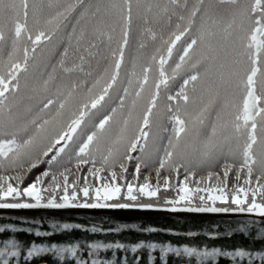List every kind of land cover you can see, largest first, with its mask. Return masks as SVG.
Here are the masks:
<instances>
[{
  "label": "snow or ice",
  "instance_id": "obj_1",
  "mask_svg": "<svg viewBox=\"0 0 264 264\" xmlns=\"http://www.w3.org/2000/svg\"><path fill=\"white\" fill-rule=\"evenodd\" d=\"M134 28L141 49L148 41L155 48L139 74L135 60L132 63L127 86L118 97L121 110L131 97L127 114L122 112L118 121V133L114 138L106 135L117 113L113 107L85 134L74 156L62 162L85 121L104 107L117 88ZM62 31L69 45L75 40L79 63L69 66L61 59V73L92 77L91 61L99 59L105 62L103 71L90 85L86 79L57 85L56 96H48L40 107L41 113L55 107L54 114L27 118L31 107L21 110V74L29 73L37 49ZM61 55L68 57V47ZM56 73L53 67L28 99L48 92ZM182 73L186 77L179 89L166 96L171 135L154 168L153 183L150 173L141 176L144 162L133 153L144 152L161 92ZM23 87L28 88L27 81ZM81 91L83 98H79ZM74 101L75 111L64 119ZM218 104L220 110L209 125ZM102 142L106 148L100 147ZM133 160L134 171L129 173ZM73 161L75 171L69 166ZM41 164L47 167L31 178ZM86 165L87 172L81 174ZM216 166L220 172L213 170ZM205 167L207 174L197 176V170ZM169 191L174 196H167ZM72 208L241 214L249 219L238 221L239 227L231 232L251 243L225 252L142 241L29 246L4 238L0 264H30L47 253L57 264H143L142 253L131 258L101 256L107 250L117 256V250L136 254L140 249L150 250L154 264L151 252L158 247L164 264L169 254L180 264H217L221 256L230 258L231 264H264V0H0V209ZM6 229L7 225L0 226V236L7 237Z\"/></svg>",
  "mask_w": 264,
  "mask_h": 264
},
{
  "label": "water",
  "instance_id": "obj_2",
  "mask_svg": "<svg viewBox=\"0 0 264 264\" xmlns=\"http://www.w3.org/2000/svg\"><path fill=\"white\" fill-rule=\"evenodd\" d=\"M249 219L243 215H193L162 211L136 210H38L30 213L13 212L0 209V226L7 225V237L20 242L38 246L50 244L67 246L70 243L87 245L93 242L125 243L134 245L138 242L157 243L160 246L172 247L197 246L198 250L211 251L213 248L221 251H234L236 246H247L251 242L239 234H232L231 228L239 227L238 221ZM81 225L80 228L64 229L63 224ZM57 226V229L53 228ZM127 226V227H126ZM93 227L100 231L92 233ZM155 228L156 232H146L140 229ZM15 229V231H13ZM31 229V234L28 233ZM112 229V231H109ZM119 229V231H115ZM162 230V231H161ZM36 232H51V236H36ZM194 233L188 236L187 233ZM259 247V245H257ZM245 250H247L245 248ZM150 250L140 249L138 253H123L117 250V256H112V250L102 251V258L117 259L127 255L129 258L143 254V264H153L149 259ZM26 255V252H25ZM156 257L154 264H164L160 260L159 247L151 252ZM217 264H231L228 257H217ZM30 264H57L52 253L34 258ZM168 264H180L179 258L169 254Z\"/></svg>",
  "mask_w": 264,
  "mask_h": 264
},
{
  "label": "rangeland",
  "instance_id": "obj_3",
  "mask_svg": "<svg viewBox=\"0 0 264 264\" xmlns=\"http://www.w3.org/2000/svg\"><path fill=\"white\" fill-rule=\"evenodd\" d=\"M169 71H171V69H169ZM121 75L123 76V73H121ZM153 75L154 74L150 73V77H152ZM182 75H186V74L182 73ZM180 78L181 77L179 76V77H177V79L175 81L170 82L169 88L167 90H162L161 98L158 101V103L160 102L159 105L162 104L164 106L157 107V109L154 110V112L157 115L154 117L153 127L151 129L150 134H149L145 150L143 153H139V152L133 153V156H137V155L141 156V159L144 162L141 165V176L150 173L153 183H155L154 168L158 165V158L163 155V148L167 144L168 136L171 135V124L167 118V116H168V114H167L168 101L166 99V96L168 93L173 94L174 92H176L179 89ZM127 80H128V78L126 77L124 81L120 80L119 83H124L127 86V82H126ZM150 82H151V79H150ZM119 83H118V85H119ZM121 89H122V87H117L115 90H113L111 93V97L106 100L104 107L101 108L98 112H96L95 115H93L90 119L85 121V124L83 125V129L79 133V135L77 136L76 141L74 143H72L71 146L69 147V149L66 150L65 154L62 155V157H61L62 162L66 161L68 159V156H70V155L74 156V153L77 149V146L84 139L85 134L88 133L89 131L93 130V125H94V123L98 122V120L101 117V113H103L105 111L110 112L111 109L113 107H115V108H117V111H120L121 113L123 112L124 115L127 114L128 107L130 106L131 97L129 99H126L125 108L123 110H121L119 107V99H118V97L121 93ZM44 94H47V93L40 94L39 97H36L34 99H31V100L28 99V96L24 98V100L22 101L21 110L23 111L25 108L31 107V112L26 113L27 118H31V117L37 116V115L43 116L45 118H49L54 114L55 107H53V110L51 113L49 111H45L43 113L40 112V107H41L42 101L48 97V96H43ZM84 94H85V92H84ZM158 103H157V105H158ZM72 106L76 107L75 104H72ZM72 106L70 105V107H72ZM70 107H69V109H67L65 111L64 119L68 118L71 111H75V108L73 110H71ZM220 107L221 106L218 104L216 107L213 108L212 115L210 116V119L208 121L209 125L215 120V114L217 111L220 110ZM117 113H119V112H117ZM120 118H121V115L115 116L113 124L108 129V132L106 134L108 137L114 138L115 135L118 133V130H119L118 121L120 120ZM164 129H168V130L164 131ZM207 131H210V127L207 129ZM202 140H203V138H202ZM100 147L102 149L106 148L107 143L102 142ZM226 150L227 149L225 147V151ZM135 163H136L135 160H133L132 162L129 163V165H128L129 173H132L134 171ZM145 163L149 166L148 168L144 167ZM69 166L73 168V171H75L74 161ZM46 167H47L46 165L41 164L37 169H34L31 178H34L35 175H39L40 172H42ZM87 167H88L87 165L82 167L81 174H85L87 172ZM207 170L208 169L206 167L198 169L197 170V176L206 175ZM213 170L220 172L219 166H216ZM221 175H222V173H221ZM182 178H183V170L181 169L180 179H182ZM233 179H234V177L232 176V174H230L229 182L231 183V181ZM175 182L179 183V180H176ZM170 194L172 196H174V193L172 191H169L167 193V196H169ZM161 195L163 196L164 193L162 192ZM172 196H169V197H172ZM74 209H84V208H74ZM3 210H13V209H3ZM35 210H46V209H35ZM56 210H60V209H56ZM61 210H67V209H61ZM86 210H136V211L169 212L167 210H164L163 208H160V209H138V208H132V209H86ZM176 213H186V214H193V215H222V214H225V213H188V212H176ZM228 214L241 215V214H233V213H228Z\"/></svg>",
  "mask_w": 264,
  "mask_h": 264
},
{
  "label": "trees",
  "instance_id": "obj_4",
  "mask_svg": "<svg viewBox=\"0 0 264 264\" xmlns=\"http://www.w3.org/2000/svg\"><path fill=\"white\" fill-rule=\"evenodd\" d=\"M64 2H71V0H64ZM189 2L194 3L195 0H189ZM78 15H79V12L73 14V17L70 18L71 23H75V17ZM70 30L71 29L69 27V29L67 31H70ZM139 43H140V41H139L138 35L136 33V30L134 28V38L132 41H130V45H129L128 49H126V52H125V65H124V68L122 69V72H121V73H123V76L121 75V81H124L126 77L129 78V74L132 71V63L134 60L136 63V72H137V74H139L141 71V65L146 63L148 57H150V55L154 51L155 45H153L151 41L147 42L148 46L144 49H141L139 47ZM65 47H68V49H69V55L66 58L62 57V55H61V53L63 52ZM178 48H179V46H178ZM61 59H64L65 63L69 66L74 62L79 63L78 53L75 51V40H73L72 44L69 45L68 36H67L65 31L57 33V35L53 37V39L50 43L42 45L40 48L37 49L35 56H34V59H31L29 61V64H30L29 73L27 75H25L23 73L21 74V84H22L21 95L24 98L32 95L31 89L33 87L41 86L43 81L48 78V75L51 73L53 67L57 68V73H56L57 80L50 82L49 91L46 92L47 94H44L43 96L55 97L57 85H60V84L70 85L72 81L79 82L82 79H86L90 85L93 82V80L95 79V77L97 75H99L100 73H102L103 68L105 66V62L103 59L92 60L91 61V68L89 69L93 72L92 77H86L83 73H79V72L66 75V74H63L59 71V63H60ZM175 59H177L176 53H174V56H173V60H175ZM171 63H172V61H170V64ZM180 77H181L180 78V86H181L182 80H183V78L186 77V75L181 74ZM25 81H27L28 88L23 87L25 84ZM125 86L126 85L124 83H119V85L117 87H122V89H123V87H125ZM122 89H121L120 95L122 94ZM43 93L44 92H42L41 94H43ZM84 95H85L84 91H81L79 93V98H83ZM159 103H158L157 107L164 106L162 104L159 105ZM72 104L76 105V102L74 101V102H72ZM72 104H71V106H72ZM70 108H71V110H73L75 107L72 106ZM52 110H49V112L51 113ZM117 112H119V113H116V115H121L120 111H117ZM108 113H110V112L105 111V112L101 113L100 118H102L104 115H106ZM82 129H83V126H82ZM82 129L78 132L77 136L82 131ZM70 146H71V144L68 146L67 149H69ZM169 196H172V195L170 194Z\"/></svg>",
  "mask_w": 264,
  "mask_h": 264
},
{
  "label": "bare ground",
  "instance_id": "obj_5",
  "mask_svg": "<svg viewBox=\"0 0 264 264\" xmlns=\"http://www.w3.org/2000/svg\"><path fill=\"white\" fill-rule=\"evenodd\" d=\"M49 210H51V209H46V211H49ZM54 210H56V209H54ZM67 210H81V209H74V208H72V209H67ZM84 210H86V209H84ZM11 211H13V212H26V213H30V212H34V211H38V210H35V209H13ZM104 211H109V210H104ZM42 212H43V210H42Z\"/></svg>",
  "mask_w": 264,
  "mask_h": 264
}]
</instances>
